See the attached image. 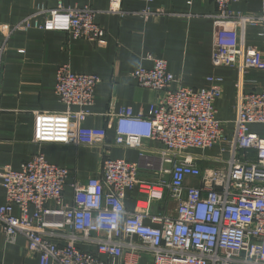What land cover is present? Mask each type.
<instances>
[{
	"label": "built area",
	"instance_id": "built-area-1",
	"mask_svg": "<svg viewBox=\"0 0 264 264\" xmlns=\"http://www.w3.org/2000/svg\"><path fill=\"white\" fill-rule=\"evenodd\" d=\"M213 1L212 63L237 68L240 76L231 132L216 118L223 77L208 76L210 87H186L177 83L167 60L149 55L152 65L140 66L132 76L157 98L147 113L131 108L110 113L114 144L140 149L150 139L163 149L135 162L105 153L98 176L70 181L71 169L50 162L42 145L94 146L106 132L83 127L93 114L100 77L62 64L55 92L67 109L36 112L37 150L18 170L0 167L6 196L0 203V236L10 243L23 236L27 252L40 264H141L145 255L151 264H264V84L256 87L250 80L255 86L245 91L248 74L264 75V52L244 41L247 26H264V0L258 13L234 11L238 0ZM98 12L60 2L1 25L0 78L16 31H63L102 45L105 29L96 21ZM107 12L145 18L165 13L151 7L126 12L120 0H111ZM215 148L218 154H205ZM188 177L199 183H187ZM68 187L71 203L65 200ZM129 193L135 194L132 209L126 204Z\"/></svg>",
	"mask_w": 264,
	"mask_h": 264
},
{
	"label": "crops",
	"instance_id": "crops-1",
	"mask_svg": "<svg viewBox=\"0 0 264 264\" xmlns=\"http://www.w3.org/2000/svg\"><path fill=\"white\" fill-rule=\"evenodd\" d=\"M60 2L66 6L97 9L96 21L105 29L103 43L97 45L86 39L71 38L63 31L39 29L16 31L10 37L0 78L1 168L18 170L37 150L33 142L36 112H64L67 109L55 92L57 70L62 64L69 65L74 72L100 77L95 104L91 108L93 114L83 127L106 132L105 140L94 146L42 145L41 150L50 162L71 169L70 181L98 176L105 153L111 158L135 162L141 156L154 158L163 149L160 142L150 139H145L140 149L114 144L116 129L110 113L123 108L147 113L157 98L155 91L140 87L132 76L140 66L152 65L147 59L149 55L167 60L168 70L177 83L186 87H210L208 76L223 77L222 96L216 101V118L224 121L225 129L231 132L236 118V83L240 76L237 68L215 67L212 63L213 15L217 12L213 0H120L126 12L148 7L165 11L156 18L109 13L111 0H0V26L15 24L40 5L54 8ZM262 6L263 0H238L231 8L236 12L258 13ZM2 40L4 34L0 31V43ZM244 41L264 52V26H247ZM246 80L245 91L248 92L255 86L250 80H255L259 87L264 84V75L251 72ZM215 149L206 150L205 154L214 155ZM186 181L194 185L199 183L194 177H188ZM134 196L129 193L126 200L129 209L134 206ZM65 200L72 202L69 187ZM5 201V191L0 187V203ZM161 207V204L154 206L159 210ZM0 264L40 263L36 255L27 252V240L23 236L17 237L14 243L0 236Z\"/></svg>",
	"mask_w": 264,
	"mask_h": 264
},
{
	"label": "rangeland",
	"instance_id": "rangeland-1",
	"mask_svg": "<svg viewBox=\"0 0 264 264\" xmlns=\"http://www.w3.org/2000/svg\"><path fill=\"white\" fill-rule=\"evenodd\" d=\"M214 154H218V149L217 150L215 149ZM150 258H151L150 255H145L141 264H151Z\"/></svg>",
	"mask_w": 264,
	"mask_h": 264
}]
</instances>
